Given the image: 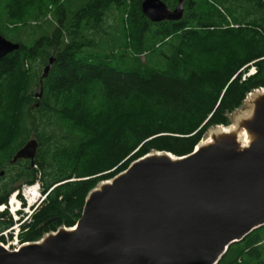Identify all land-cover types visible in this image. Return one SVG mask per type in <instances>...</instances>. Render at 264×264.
I'll return each instance as SVG.
<instances>
[{
	"label": "trees",
	"instance_id": "1",
	"mask_svg": "<svg viewBox=\"0 0 264 264\" xmlns=\"http://www.w3.org/2000/svg\"><path fill=\"white\" fill-rule=\"evenodd\" d=\"M162 1L172 9L179 0ZM142 2L86 0L55 13L49 32L0 29L20 44L0 60V205L26 184L48 192L35 222L22 225V242L75 226L92 189L137 159L192 153L210 127L228 125L247 95L264 89V0H185L181 20L159 23ZM112 8L145 61L114 53L127 47L107 21ZM32 139L34 159L13 163ZM12 225L0 211V234ZM218 264H264V226Z\"/></svg>",
	"mask_w": 264,
	"mask_h": 264
},
{
	"label": "water",
	"instance_id": "2",
	"mask_svg": "<svg viewBox=\"0 0 264 264\" xmlns=\"http://www.w3.org/2000/svg\"><path fill=\"white\" fill-rule=\"evenodd\" d=\"M184 2L171 9L143 0L141 9L155 23L179 21ZM19 48L0 34V60ZM259 101L257 137L246 151L221 141L185 156L147 154L93 189L75 226L15 251L0 244V264H218L233 243L264 226V97ZM37 147L30 140L12 162L33 160Z\"/></svg>",
	"mask_w": 264,
	"mask_h": 264
},
{
	"label": "rangeland",
	"instance_id": "3",
	"mask_svg": "<svg viewBox=\"0 0 264 264\" xmlns=\"http://www.w3.org/2000/svg\"><path fill=\"white\" fill-rule=\"evenodd\" d=\"M85 1L86 0H0V29L1 30H3V29L8 30V29H6V27H7V28H9V30H14L16 27H19V28L23 27V28H28L30 31H32L35 28L37 30H39V29L41 30V28H42L43 29L42 32H49L50 31L49 27L51 25L56 24L55 13H59V11H61V8H66V7L68 8L70 6L73 7L74 9H78V8H80V6ZM108 13L109 14L107 16V21L115 27V28H113L112 31L114 32L116 38L118 39V42H120V43L126 42L125 45L127 47V48H125V47L118 48L116 50V52H114V53L119 56V54H121L122 52H127V53L131 54V57L139 56V58L141 60L145 61L146 57L144 55H137L138 54L137 49L134 47L133 44L131 46V44H130L131 37H130V33H129L128 28L127 27L122 28L123 24L121 26L120 21H118V23L115 22L114 17H116L117 15L121 16L122 12L119 9L112 8ZM125 18H126V16H125ZM10 19H13L14 22H12V23L14 25H10V23H11L9 21ZM46 26H48V27L45 28ZM36 36L37 35H30V38L33 40L34 38H36ZM109 53H110V51H104V50L98 52V54L101 56H104V55L109 54ZM111 54L112 53H110V55ZM114 61H116V59H114ZM43 68H45V66ZM254 72H255V68L251 67L246 75L252 74ZM258 90H263V89H257V90L252 91L251 93H249L247 95L246 99L244 100L242 106L240 108L236 109L234 112H232L229 115V124L225 126V127H228V126H231L234 124L240 130L247 129L251 133V137H252L253 141L257 137V134L252 130V123L254 120L255 111L257 109L256 108L257 104L260 102L255 97V93H257ZM249 112H253V113L250 115L251 117L246 118V114ZM220 126H224V125H217V126L210 127L206 131L202 140L207 139L210 135V132L212 130H215L216 128H218ZM154 152H156V151H154ZM106 181H108V180L99 182L94 189L98 188L102 183H104ZM24 186L25 185H23L21 188H23ZM16 192H18V190L14 191L10 195V197L13 194H15ZM22 194L23 193L21 192L18 195V199H23V202H24L23 207H25L27 205V201L24 200ZM45 201H46V199L41 201V203L39 205L31 208V218H30V221L26 222V223H29L32 225L35 222V215L40 213V210L43 207ZM6 211L8 212V214L10 215V217L13 220V223L15 224V220L13 219L10 212L8 210H6ZM19 213H22V211H19ZM18 215L21 216L22 214H18ZM16 225L19 227L21 226V230H20L19 235H18L19 240L21 241L20 236L24 231L27 230V228H25V229L22 228V222L21 223L17 222ZM62 227H66V226H62ZM52 232H54V231H52ZM16 234H17L16 230L15 231L13 230L12 234L9 233L8 236L3 235L2 236L3 239H0V244L3 247L8 246L9 245L8 242L11 241L12 243H10V248L8 250L14 251L15 248H17V250H18L19 246L22 245V244H20L22 241L21 242L19 241L18 244L13 243L16 240V239H13L16 236ZM45 235L42 236V238L47 237V235L46 236ZM8 237H10V239H13V240H8ZM42 238H40L36 241H28V242H37V241L42 240ZM28 242H26V244Z\"/></svg>",
	"mask_w": 264,
	"mask_h": 264
},
{
	"label": "built area",
	"instance_id": "4",
	"mask_svg": "<svg viewBox=\"0 0 264 264\" xmlns=\"http://www.w3.org/2000/svg\"><path fill=\"white\" fill-rule=\"evenodd\" d=\"M23 193L22 196L24 198V200L27 201V205L25 207H23L24 202L23 199H18V195L20 193ZM42 187L40 182H37L35 184L32 185H25L23 188H21L20 190H18V192H16L15 194H13L7 203L0 205V211H5V210H9L12 215L14 216V220H15V224H13L11 227L5 229L1 234L0 237L5 235L8 236L9 233L12 234V231L16 230L17 234L13 239H16L15 242L13 243H19V232L21 230V226H17V222L22 224H26V222L30 221L31 218V208L35 207L37 205H39L41 203V201H43L45 199V195L42 194ZM15 207V208H14ZM23 207V208H22ZM13 208L15 210H13ZM19 211H22V213H19ZM18 214H22L21 216H19ZM10 239V237H8V240H13ZM21 242V241H20ZM9 245L7 246L9 249L10 248V243H12L11 241L8 242ZM19 246L22 247L23 245L26 244V242H21ZM18 248V249H19ZM15 250H17V248H15Z\"/></svg>",
	"mask_w": 264,
	"mask_h": 264
},
{
	"label": "bare ground",
	"instance_id": "5",
	"mask_svg": "<svg viewBox=\"0 0 264 264\" xmlns=\"http://www.w3.org/2000/svg\"><path fill=\"white\" fill-rule=\"evenodd\" d=\"M255 97L257 100H259L261 97H264V89L258 90L257 93H255ZM252 113L253 112L247 113L246 118L251 117L250 115ZM221 141L233 142V144L236 147V150L239 153L246 151L248 148H250V146L254 142L252 137H251V133L247 129L240 130L236 125L233 124V125L228 126V127L220 126V127L216 128L215 130H212L210 132L209 137L207 139L202 140L197 145V148H199V149L208 148V147H211V146H213V145H215ZM161 154L162 153H158V152L151 153V155H155V156L161 155ZM168 156L172 157V160H174V156H172V154L169 153ZM103 185H107V183L104 182L103 184H101L99 186V188L102 187ZM42 194L43 195L45 194V199H46L48 192L47 193L43 192ZM14 208H13V210H15ZM10 214L12 215L11 212H10ZM12 217L14 219L13 215H12ZM45 240L46 239H44L42 242H45ZM4 248L7 249L8 247L4 246Z\"/></svg>",
	"mask_w": 264,
	"mask_h": 264
},
{
	"label": "clouds",
	"instance_id": "6",
	"mask_svg": "<svg viewBox=\"0 0 264 264\" xmlns=\"http://www.w3.org/2000/svg\"><path fill=\"white\" fill-rule=\"evenodd\" d=\"M8 202V201H7Z\"/></svg>",
	"mask_w": 264,
	"mask_h": 264
}]
</instances>
